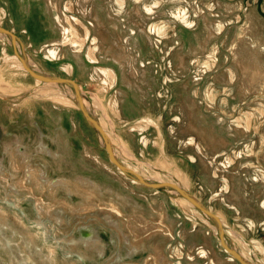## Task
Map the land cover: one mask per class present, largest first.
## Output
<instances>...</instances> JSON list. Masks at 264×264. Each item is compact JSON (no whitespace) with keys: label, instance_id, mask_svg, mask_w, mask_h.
I'll return each mask as SVG.
<instances>
[{"label":"rangeland","instance_id":"obj_1","mask_svg":"<svg viewBox=\"0 0 264 264\" xmlns=\"http://www.w3.org/2000/svg\"><path fill=\"white\" fill-rule=\"evenodd\" d=\"M0 25L36 72L79 84L119 161L184 186L264 264V0H0ZM79 175L123 191L124 215L57 182ZM161 245L168 264H240L177 192L120 171L73 89L33 78L0 35V264H156Z\"/></svg>","mask_w":264,"mask_h":264},{"label":"water","instance_id":"obj_2","mask_svg":"<svg viewBox=\"0 0 264 264\" xmlns=\"http://www.w3.org/2000/svg\"><path fill=\"white\" fill-rule=\"evenodd\" d=\"M0 34L3 36L9 37L10 44L12 46L14 54L18 57L21 65L25 71H27L33 78L43 81V82H53L56 84H63L68 85L73 89L74 98L77 103L78 108L82 112L85 120L88 124L97 131L100 135L104 149L108 155L109 160L125 175L129 176L130 178L134 179L135 181L152 188H163L169 187L177 192L181 197L188 200L198 211L209 217L213 220L217 225V234L220 241L221 246L233 257L235 258L240 264H262V263H253L245 260L243 256L234 248L230 247L227 243L223 224L219 217L212 213L209 209H207L203 204L197 201L193 196H191L185 189L181 188L178 184L173 182H151L145 179L141 174L133 171L131 168L126 167L119 159L115 156L114 149L111 143V140L108 134L105 132L103 127L99 124L97 118H95L89 110L86 108L84 104V98L82 96L79 84H77L74 80L64 77H55L46 74H42L36 72L31 65L28 63L27 58L24 52H19L17 49V44L20 45L22 49L21 40L9 29L0 25Z\"/></svg>","mask_w":264,"mask_h":264},{"label":"bare ground","instance_id":"obj_3","mask_svg":"<svg viewBox=\"0 0 264 264\" xmlns=\"http://www.w3.org/2000/svg\"><path fill=\"white\" fill-rule=\"evenodd\" d=\"M26 1V0H25ZM28 1H30V0H28ZM45 1V0H44ZM1 35V34H0ZM3 36V35H2ZM97 43V42H96ZM73 46V45H72ZM71 50V49H70ZM49 51L51 52V53H53V55H54V53H55V50L53 49V48H50L49 49ZM75 53V52H74ZM77 58H79V57H77ZM76 58V59H77ZM31 63V62H30ZM34 65V64H33ZM34 68H36V67H34ZM43 83H45V84H54L53 82H43ZM57 92V91H56ZM61 93L59 92V95H60ZM65 94V93H64ZM73 95V94H72ZM84 100V104H85V106H86V108L88 109V103H87V101L85 100V98L83 99ZM99 122V121H98ZM99 124L102 126V127H104L103 126V124H101L100 122H99ZM104 129V128H103ZM62 138H63V136H62ZM111 139V138H110ZM112 143V142H111ZM43 147H41V149H42ZM123 148H121V150H122ZM127 150V149H126ZM49 152V151H48ZM124 153V152H123ZM127 153V152H126ZM125 154V153H124ZM127 155H128V153H127ZM14 157H15V155H13ZM17 157V156H16ZM18 158V157H17ZM15 160H16V158H15ZM17 161V160H16ZM15 161V163H17ZM16 166H17V164H16ZM27 166V165H26ZM126 166V165H125ZM126 167H128V166H126ZM129 168H131V167H129ZM14 169H16V168H14ZM133 171H135L136 172V168L134 169V168H131ZM15 171V170H14ZM137 173H139V174H141L145 179H147L145 176H144V174H142V173H140V172H138L137 171ZM31 174V176H32V173H30ZM45 179V178H44ZM58 181V184H60V182H61V184H62V182L63 183H65L67 186H69V184L71 185H74V188L80 193V195H82L83 197L82 198H84V200H87V201H89V202H91V201H94L95 199H99V201H103V204H105V205H108V206H110L109 207V209L110 210H112V211H116V208H119L120 210H118V211H120L121 212V214L122 215H124L123 214V212L124 211H126V209L124 208L129 202H128V200H127V197L125 196V194H124V192L123 191H121V190H119V189H115L111 184H109V183H106V184H102L101 182H99V181H97V180H95V179H92V178H90V177H87V176H82V175H79L77 178H76V181L74 182V183H72V181L71 180H67V179H64V178H60V179H57ZM39 182V181H38ZM180 187L182 186L181 184H179V183H177ZM71 187V186H70ZM183 188H184V186H182ZM181 187V188H182ZM73 188V187H72ZM71 188V189H72ZM73 188V189H74ZM152 188V187H151ZM74 189V190H75ZM70 190V189H69ZM232 192V191H231ZM108 194V196H105V195H107ZM237 195V194H236ZM181 199H182V204L184 205V206H186V207H188V208H192V204L188 201V200H186L185 198H183V197H181ZM98 201V202H99ZM84 202V201H83ZM96 202V201H95ZM131 206H132V209L133 210H135V209H137V207L136 206H134L133 204H131ZM205 206V205H204ZM206 207V206H205ZM207 208V207H206ZM207 209H209V208H207ZM210 210V209H209ZM117 211V212H118ZM211 211V210H210ZM119 212V213H120ZM139 212V210H136V212H134V215H137V213ZM212 212V211H211ZM152 213V212H151ZM213 213V212H212ZM143 215V214H142ZM160 215V217H161V220L164 222L165 221V223L166 222H171L172 223V220H170V218H168V219H165L166 217H169L168 215H167V213H166V211H165V209H163L162 207H161V214H159ZM167 215V216H166ZM107 218H108V220L109 221H113V219H114V215L112 214V212H110L109 214H107ZM118 216V215H117ZM153 216V215H152ZM119 217H121V215H119ZM133 220H130V222H132ZM149 221V220H148ZM4 223V222H3ZM7 226H9V225H7ZM167 226H168V224H167ZM118 227H120L119 225H118ZM171 227H173V226H171ZM168 228V227H167ZM166 228V229H167ZM168 230V229H167ZM200 230V229H199ZM170 231V230H169ZM168 231V232H169ZM201 232V231H200ZM136 233V238H134L133 240H129L128 239V237H127V235H126V239H127V241H128V243H129V246H130V248L131 249H133V250H136V249H138L139 247H141V246H143L144 245V238H145V235L143 234V233H137V232H135ZM201 234V233H200ZM202 234H203V231H202ZM30 237V239H32V236H31V234L29 235ZM125 236V235H124ZM91 237V234H90V232H88V236L87 237H85V239H86V242H89V240L91 239L90 238ZM95 237V236H94ZM134 237V236H133ZM203 237H204V239H206V241L209 243V245L211 244L210 242H209V239H208V237L204 234L203 235ZM136 239V240H135ZM28 240V239H27ZM94 240V239H93ZM243 242V241H242ZM161 244H162V242H161ZM213 245V244H212ZM5 248V247H4ZM212 248V247H211ZM241 249V248H240ZM4 250V249H3ZM7 251V250H6ZM8 251H10V250H8ZM23 251V250H22ZM211 251V254L213 255V257H214V259H215V263L216 262H219L221 259L220 258H218V254H217V252L215 251V249L214 250H210ZM157 256H160L161 255V260H159L158 261V259H157V261H156V264H168V262H167V260L165 259V257H164V253H163V251H162V245H161V249H160V247L158 246V249H157ZM9 253V252H8ZM11 253V252H10ZM22 253H24V252H22ZM220 254V253H219ZM242 256H243V258L244 257H246L244 254H242V253H240ZM11 258V257H10ZM227 259V258H226ZM228 259L232 262V263H234V259L231 257V256H229L228 257ZM33 261V260H32ZM43 263L44 264H47V262L44 260L43 261Z\"/></svg>","mask_w":264,"mask_h":264}]
</instances>
